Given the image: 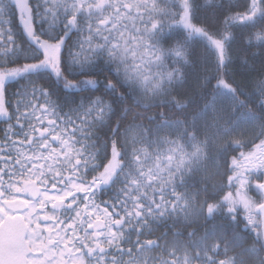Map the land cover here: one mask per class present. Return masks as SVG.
<instances>
[{
    "label": "snow or ice",
    "instance_id": "6c2138e0",
    "mask_svg": "<svg viewBox=\"0 0 264 264\" xmlns=\"http://www.w3.org/2000/svg\"><path fill=\"white\" fill-rule=\"evenodd\" d=\"M0 264H264V0H0Z\"/></svg>",
    "mask_w": 264,
    "mask_h": 264
},
{
    "label": "trees",
    "instance_id": "16d2710c",
    "mask_svg": "<svg viewBox=\"0 0 264 264\" xmlns=\"http://www.w3.org/2000/svg\"><path fill=\"white\" fill-rule=\"evenodd\" d=\"M223 184H224V191L221 193V195H224L229 191V189L227 187V177L226 176L223 178ZM232 191H233V193H235V188H233ZM249 195H252L255 198L254 193H249Z\"/></svg>",
    "mask_w": 264,
    "mask_h": 264
}]
</instances>
